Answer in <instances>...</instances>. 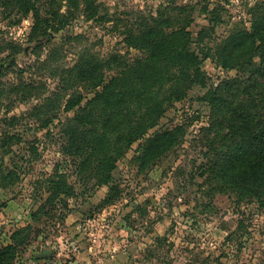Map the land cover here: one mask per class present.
<instances>
[{
    "label": "rangeland",
    "instance_id": "rangeland-1",
    "mask_svg": "<svg viewBox=\"0 0 264 264\" xmlns=\"http://www.w3.org/2000/svg\"><path fill=\"white\" fill-rule=\"evenodd\" d=\"M59 2L55 9L64 14L69 3ZM172 2L195 7L193 37L210 25L202 8L217 10L221 24L210 47L250 21L251 9H264V0H96L107 22L87 21L79 13L64 30L34 40L32 15H21L13 0H0V137L10 133L22 139L3 161L0 156L2 170L19 175L13 187L0 182V247L31 224L37 180L65 174L77 195L63 220L58 215L33 224L32 240L13 264H264V210L200 176L211 155L201 130L209 125L208 111L196 101L203 91H191L160 121V127L186 125L182 145L144 173L128 163L137 144L117 163L114 177L123 193L112 206L96 209L110 187L95 188L94 180L84 185L73 173L72 158L64 155L63 127L93 97L73 73L80 56L97 61L107 83L119 75L118 64L141 56L122 43L114 25L120 31L134 27ZM201 68L215 85L247 77L212 59ZM76 94L82 96L80 105L67 111Z\"/></svg>",
    "mask_w": 264,
    "mask_h": 264
},
{
    "label": "trees",
    "instance_id": "trees-1",
    "mask_svg": "<svg viewBox=\"0 0 264 264\" xmlns=\"http://www.w3.org/2000/svg\"><path fill=\"white\" fill-rule=\"evenodd\" d=\"M13 1L21 15H32L34 40L49 38V31L64 30L79 13L87 21L108 20L100 15L96 0H59L69 3L64 14L55 9L60 4L58 0ZM206 7L202 12L210 17V25L196 37L191 31L195 7L175 6L173 2L159 7L155 16L148 15L134 27H122L120 31L116 23L113 28L122 43L141 56L131 64H118L119 75L107 83L97 61L80 56L73 68L85 94L93 97L63 127L62 147L64 155L73 160V173L84 185L94 180L95 188L110 187L108 196L96 209L112 206L121 199L123 191L114 173L117 163L127 158L133 145L138 147L128 163L139 174L182 145L186 125L160 127V121L191 91L199 89L203 94L196 101L207 108L209 124L201 130L206 132L211 151L200 167L201 178L207 176L206 180L220 191L232 190L240 202L246 200L264 210V9H251L250 21L233 27L210 47L221 23L217 10ZM208 59L227 71L240 70L247 77L217 85L209 83L201 68ZM81 100L82 96L74 95L66 110L79 106ZM21 140L10 133L0 137L1 161L13 153L11 148ZM6 171L1 165L0 182L3 187L15 186L19 175L15 170ZM67 178L57 172L35 182L38 188L31 224L14 232L9 245L0 247V264H13L30 244L33 224L58 215L64 219L69 200L77 196Z\"/></svg>",
    "mask_w": 264,
    "mask_h": 264
}]
</instances>
